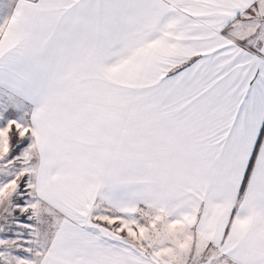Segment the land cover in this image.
I'll list each match as a JSON object with an SVG mask.
<instances>
[{
  "label": "snow or ice",
  "instance_id": "6c2138e0",
  "mask_svg": "<svg viewBox=\"0 0 264 264\" xmlns=\"http://www.w3.org/2000/svg\"><path fill=\"white\" fill-rule=\"evenodd\" d=\"M0 264H264V0H0Z\"/></svg>",
  "mask_w": 264,
  "mask_h": 264
}]
</instances>
